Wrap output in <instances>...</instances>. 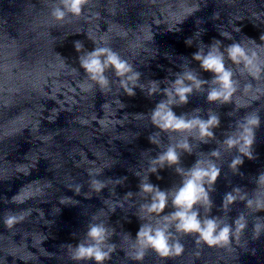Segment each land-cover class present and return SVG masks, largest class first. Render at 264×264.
Segmentation results:
<instances>
[{
  "label": "clouds",
  "instance_id": "clouds-1",
  "mask_svg": "<svg viewBox=\"0 0 264 264\" xmlns=\"http://www.w3.org/2000/svg\"><path fill=\"white\" fill-rule=\"evenodd\" d=\"M87 0H72L71 6L68 4V0H64V4L67 8V12L74 14L79 17L82 13V5H85ZM54 16L57 20H63L65 16V12L57 9L54 12ZM222 37H225L223 34H219V37L216 38V42L210 46V50L205 55L203 51H198L193 54V59L200 62L202 69L205 71H211L209 64L205 63V58L208 54L215 49L217 53L221 54V59L219 61V66H225V55L227 60L231 62V64H239L237 56L233 52V49L237 46V44L229 43L227 46H224L222 43ZM86 39L91 42L93 47L90 49L86 47L84 44H77L75 47V51L78 53V63L79 67H73L77 74V78L79 81L88 85V89L104 96L105 89L111 90V81L109 77L106 75L108 70H113L115 77L120 78L125 75L126 72L131 71V66L127 65V61L122 59L116 50L112 46L105 45L103 43H98L94 41L91 37H89L86 33ZM238 50V49H237ZM227 72V71H226ZM227 78L230 80V74L227 72ZM224 83V79H220ZM120 84L124 87L125 93L127 95H134L132 89H128L127 84L123 79H121ZM215 97V96H213ZM249 158H251L249 156ZM175 160V157L172 158ZM207 173H199L198 175H206ZM217 178V172L213 171L211 173V179L215 181ZM16 196V195H15ZM13 196L11 199H13ZM194 201H190L189 203H193ZM22 203V202H21ZM14 220L9 218L6 223L8 227H12ZM188 230H193L199 232L203 239L207 241L209 244H216L217 239L212 237L213 231L216 229L217 225L213 220H206L205 226L201 228L200 222L196 219V214L193 213L190 217L185 219ZM229 229L227 227L223 228L219 233V241H227ZM88 235L95 240L102 241L104 239L103 229L98 226L91 227ZM151 239V237H149ZM164 237L161 233H157V238L153 242H159V246L161 248L164 247ZM84 253L87 255L94 256L97 261H102L105 258V254L99 251L98 248H83Z\"/></svg>",
  "mask_w": 264,
  "mask_h": 264
},
{
  "label": "snow or ice",
  "instance_id": "snow-or-ice-1",
  "mask_svg": "<svg viewBox=\"0 0 264 264\" xmlns=\"http://www.w3.org/2000/svg\"><path fill=\"white\" fill-rule=\"evenodd\" d=\"M71 3H72V0H68V4L70 6H71ZM233 52L235 53V55L237 57L244 55L243 50L238 45L233 49ZM220 59H221V54L217 53L215 50H212L208 54V56L205 58V63L209 64L210 70H214L213 71L214 75H216L219 79H221V78L224 79V83L223 84L227 88L229 86V81L230 80L227 78V72L225 71V66H223V67L219 66ZM184 91H187V89H185ZM217 95L218 94L215 93V92L212 93V96H217ZM182 98H183V96H182ZM156 115H159V113H157ZM250 123H255V121H250ZM181 126H182L181 124H177L176 125L177 128H180ZM202 131H203V129H202ZM173 157H175V155L170 151L168 153V157L167 158L169 160H173L172 159ZM175 159H176V157H175ZM198 174L199 173H196L197 177H199ZM261 179H262V181H264V177H262ZM195 199H196V187H195V185L192 182H189L187 184V186L182 191H180L179 194L176 196L175 204L178 205V206L187 205L188 208L191 209L193 207V203L190 204L189 202L190 201H194ZM229 199L231 200L232 198L229 197ZM152 207L156 208L157 205L153 204ZM159 207L161 209H164L166 207V203H165L164 197L162 195L160 197ZM176 214L179 215L182 220H184V223L181 225L183 227V229H185V230H187L189 232L193 231V230H188L187 229V224L185 222V218H184L183 213L177 212ZM11 219L14 220L15 217H12ZM196 219H197V217H196ZM140 235H141V233L138 234V238H139ZM142 235L147 237L148 238V242L151 243L159 252L163 253L165 256H167L169 254L170 249L166 245L165 241H164V247L161 248L159 246V242H156V243L153 242L156 239H153V237L149 236L148 232H144ZM149 237H151V239ZM212 237L217 239V243L220 242L219 241V235H215V230L212 233ZM175 252H176V254H178L180 252L179 247H177L175 249ZM83 257H91V255H87V254L84 253V250L79 249L78 252H77V258H83Z\"/></svg>",
  "mask_w": 264,
  "mask_h": 264
}]
</instances>
